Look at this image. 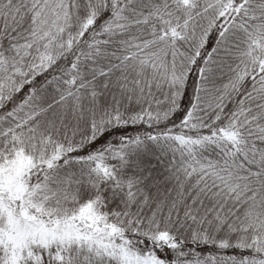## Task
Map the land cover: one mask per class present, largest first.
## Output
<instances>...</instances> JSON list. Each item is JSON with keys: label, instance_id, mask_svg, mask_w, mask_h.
<instances>
[{"label": "snow or ice", "instance_id": "obj_1", "mask_svg": "<svg viewBox=\"0 0 264 264\" xmlns=\"http://www.w3.org/2000/svg\"><path fill=\"white\" fill-rule=\"evenodd\" d=\"M0 264H264V0H0Z\"/></svg>", "mask_w": 264, "mask_h": 264}]
</instances>
